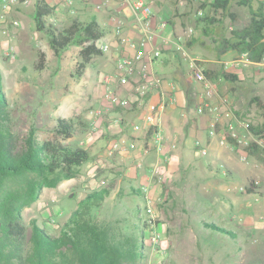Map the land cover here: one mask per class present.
<instances>
[{"label": "rangeland", "instance_id": "rangeland-1", "mask_svg": "<svg viewBox=\"0 0 264 264\" xmlns=\"http://www.w3.org/2000/svg\"><path fill=\"white\" fill-rule=\"evenodd\" d=\"M28 1L6 13L0 11V85L8 100L10 126L19 146L30 127L37 129L40 140L47 139L55 125L54 117L76 121L79 113L95 108L100 102L98 88L94 87L97 76L93 74V63L88 64L81 78L76 77L79 47L71 46L60 56H54L46 37L33 27L35 0ZM169 1L177 5L181 2L190 9L189 13H194L188 38L195 41L198 55L194 56L212 73V80L219 82L223 96L230 97L232 111H237L240 119L253 124L259 122V111L251 98L257 97L264 103V60L230 71L237 76L229 84L233 92L219 78L224 60H235L239 56L230 48H224L222 42L229 41L233 30L249 25V10L233 4L229 9L232 16L218 13L212 16L209 6L212 0ZM257 1L264 4V0ZM257 1L252 2L253 9ZM75 9L76 15H82L81 10ZM198 11L202 16H197ZM69 16L54 15L47 23L62 29L69 25L73 17ZM11 48L13 58L9 56ZM38 52L44 56V68L33 71ZM179 67L185 69L186 60H181ZM206 128L203 121L198 132L189 133V142L203 141ZM258 147L253 155L245 148L247 160L244 162L232 150L240 169L236 179H231L225 171L227 180L220 176L223 167L218 161L212 163L218 175L209 176L207 160L212 162L213 159L210 149L206 155L196 157L194 148L195 159L191 163L196 172L190 176V188L180 187L179 197L174 192L167 197L164 192L155 200L144 198L136 183L132 188L117 166L109 164L93 174V159H90L76 169L71 179L60 180L54 188H43L36 200L22 209L26 234H30L29 223L33 219L57 234L71 213L79 209L85 220L110 224L124 236L141 241L144 257L137 264H264V147ZM249 181L258 183L251 193L245 190ZM103 187L112 188L110 196L86 210L81 200ZM153 236L155 242H151Z\"/></svg>", "mask_w": 264, "mask_h": 264}, {"label": "trees", "instance_id": "trees-1", "mask_svg": "<svg viewBox=\"0 0 264 264\" xmlns=\"http://www.w3.org/2000/svg\"><path fill=\"white\" fill-rule=\"evenodd\" d=\"M253 1L212 0L209 6L212 16L217 13L232 16L229 9L233 4L249 10V25L233 30L229 41L224 40L222 45L237 54L245 53L250 62L260 64L264 60V4L256 0L258 5L253 9ZM54 15L55 7L47 0H35L32 15L34 29L46 37L53 55L58 57L71 46L79 47L74 70V75L79 78L90 60L103 54L96 47V42L107 31L98 25L94 16L83 18L81 15L73 16L67 27L58 29L47 23V19ZM43 68L44 56L38 52L32 70L41 71ZM262 72L264 76V68ZM205 74L213 78L207 69ZM219 78L229 85L237 76L220 71ZM227 89L234 91L230 85ZM251 102L259 111L260 119H263L264 103L257 97L251 98ZM8 108V100L0 85V264L139 263L144 257L141 241L124 236L110 224L85 220L79 209L71 213L57 234L47 231L37 220H31L27 236L22 209L34 202L43 188H54L60 180L71 179L77 168L90 161L89 152L73 140L87 130V124L80 116L76 121L56 116L49 138L40 140L36 135L37 129L30 127L19 146L11 130ZM250 131L264 140V132L258 122L251 123ZM149 135L148 132L146 138ZM228 141L231 139L228 138ZM248 149L253 155L260 148L253 142ZM254 188V182L249 181L245 190L251 193ZM111 191V187H103L87 194L81 203L88 210L108 198ZM134 192L138 193L137 190ZM214 229L220 230L215 226Z\"/></svg>", "mask_w": 264, "mask_h": 264}, {"label": "crops", "instance_id": "crops-1", "mask_svg": "<svg viewBox=\"0 0 264 264\" xmlns=\"http://www.w3.org/2000/svg\"><path fill=\"white\" fill-rule=\"evenodd\" d=\"M133 1L112 0L106 12H99L94 8L97 0H74V6L82 11L83 18L94 16L98 25L107 31L102 41L110 45L109 52L90 60V63H93V74L97 76L94 87L98 88L97 94L100 96V102L95 108H88L86 112L78 114L86 121L87 130L75 136L74 139L89 152L93 159V174L97 169L105 168L109 164L117 166V170H121L122 176L132 188H134L133 183H136L139 192L144 193V198L155 200L159 194L162 195L164 192L167 197L172 192L178 196L180 187L184 190L190 188L188 185L191 180L190 176L195 171L191 163V160L195 159L192 152L196 149L195 142L200 140L189 142L188 135L193 130L198 132L203 121L207 127V117L196 112V106L201 100V87L192 80L188 61H186L185 69L179 67L183 59L176 51L177 45H181L189 56L197 60L194 56L198 55L194 45L195 41L192 38L188 39L191 35H188V30H191V25H193L194 13H189L190 9L185 8L181 2L177 5L169 0H143L144 3L149 4L151 10L149 27L154 34L153 46L161 49L160 57L150 65V71L158 83L148 93L147 99L152 104L164 103L165 107L159 113L157 127L154 131L146 132L144 128L138 133L132 131V125L141 122L142 111H144L143 108L138 107V104L132 102L130 96L131 87L138 80V75L131 77L129 85L119 86L116 64L121 55L124 53L132 55L134 50L127 45H119L113 37L112 30L117 23L112 22L111 17H116L124 36L138 42L146 23L139 16L134 15L131 8ZM55 15L60 18L70 17L66 8L59 5L55 9ZM184 29L187 30L184 31ZM162 55L165 56L161 57ZM212 82L217 93L210 99V102L222 113L221 123L228 125L230 119L225 118L224 114L226 111L233 110L232 100L229 96H223L219 82L213 80ZM108 87L119 96L127 98L131 106L121 108L109 105L104 99V92ZM232 112L235 116L238 115L237 111ZM148 132L150 135L146 138ZM222 132L219 131L214 138H209L205 134L203 141L199 143L212 151V162L207 160L209 176L218 175L212 167V163L218 161L223 167L220 176L227 180L228 178L224 176L226 171L231 179H236L240 165L236 162L232 149L220 144ZM239 132L242 134L241 130ZM122 136L132 138L135 141V149L127 153L115 152L108 155L107 147L111 139ZM158 147L160 150H157ZM197 154L194 156L199 157Z\"/></svg>", "mask_w": 264, "mask_h": 264}, {"label": "built area", "instance_id": "built-area-1", "mask_svg": "<svg viewBox=\"0 0 264 264\" xmlns=\"http://www.w3.org/2000/svg\"><path fill=\"white\" fill-rule=\"evenodd\" d=\"M28 2V0H0V11L6 13L11 8L20 4L26 5ZM47 2L53 5L55 9L57 5L64 6L71 16L77 14L74 0H47ZM111 3L112 0H97L94 4V8L96 11L106 12ZM131 8L134 15L139 16L146 23L142 36L138 42H134L123 35L122 27L115 16L111 17V21L117 23L112 30V34L118 41V44L121 46L127 45L134 50L132 55L124 53L118 58L116 69L119 73L117 82L118 85L122 87L129 85L133 75H138V80L132 85L130 93L132 102L138 104L139 108L144 109V111H142L141 122L132 125V131L138 133L141 132L143 128L146 132L154 131L155 127H157L159 113L164 109L165 104H152L147 99L148 93L158 83V80L155 79L150 71V65L161 55V49L153 46L154 34L149 27V19L151 16L150 6L148 3H144L143 0H134L131 3ZM196 14L197 16H202L201 11H198ZM191 32V30H188V35H190ZM96 47L102 53H107L110 49V45L102 42V38L96 42ZM176 51L181 59L188 61L191 78L201 87V100L196 106V112L199 115L207 117V137L214 138L219 134V131H223L220 136V144L227 145L230 149L238 153L240 161H246L247 156L243 152L245 148L249 147L251 142H256V144L264 147L263 139L252 134L250 131V121L238 118L232 111H226L224 114L225 118L230 119L228 125L221 123L222 113L219 112L218 107L210 102V99L215 94V85L212 80L207 77L205 69L197 60L189 56L183 46L177 45ZM9 52V56L13 58V49L11 48ZM248 65L254 64L250 62L247 55L243 53L239 54L235 60L223 62L222 68L223 71L230 72ZM104 99L109 105L115 107L126 108L131 106V102L127 98L119 96L110 87L105 90ZM258 123L264 132V118L260 119ZM239 130L242 131V134H240ZM228 138H230L231 141H228ZM195 148L200 156L206 155L207 149L202 146L199 141L195 142ZM134 149L135 141L130 137L126 138L122 136L111 139L107 147V154L112 155L115 152L127 153ZM157 150H160V147H158ZM254 184L257 185L258 183L254 182ZM155 241L156 238L154 236L151 237V242Z\"/></svg>", "mask_w": 264, "mask_h": 264}]
</instances>
